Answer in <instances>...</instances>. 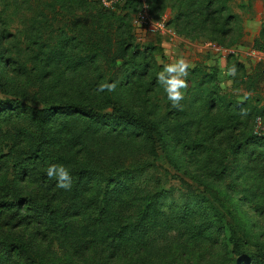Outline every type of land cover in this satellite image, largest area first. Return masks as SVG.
Masks as SVG:
<instances>
[{
	"label": "rangeland",
	"instance_id": "rangeland-1",
	"mask_svg": "<svg viewBox=\"0 0 264 264\" xmlns=\"http://www.w3.org/2000/svg\"><path fill=\"white\" fill-rule=\"evenodd\" d=\"M227 3L228 11L237 19L229 34L203 31L185 35L174 26L175 0L150 1L152 14L167 23V30L155 34L132 26L136 10L123 8L119 16L108 15L104 19L82 0H0V100L16 99L37 108L62 107L74 100L92 102L101 107L102 113L122 106L136 116H144L163 132L169 128V136L162 140L154 134L149 145L139 137L125 141L117 136L92 138L88 124L81 118L66 121L60 117L51 124L47 135L54 152L77 151L76 144H64L70 140L100 144L107 153L126 152L132 159L156 157L148 168L159 179L149 187L153 192L163 189L162 193L151 195L158 199L159 206L169 212L167 205L173 201L182 203L181 192L185 184L191 185L213 205L222 224L210 236H198L194 241L182 238L175 229L157 233L156 240L150 243L157 241V248L134 241L118 242L114 231L125 222L116 214L95 219V186L80 193L76 201L68 197L72 192L56 186L55 178L43 186L25 175L13 178L11 169L4 168L14 155L9 150L26 146L23 124L11 118L0 123L1 237L25 245L46 264H264L263 164L254 160L241 166L245 161H234L226 152L228 162L222 179L210 182L224 195L219 192L220 199L214 198L203 184V174L214 164L205 163V155L197 156L196 160L188 158L182 148L173 144L170 129L183 123L184 129L189 125L185 134L194 137L199 131L201 135L206 131H201V127L216 121L210 117L215 111H208L202 99L199 84L203 72L215 76L220 93L230 94L238 101L252 97L255 106L264 105V51L252 46L264 28V0H228ZM124 13L126 16L120 18ZM180 57L190 67L185 78L187 87L181 89L184 98L180 107L174 108L157 77L164 65ZM144 65L147 70L142 75L136 72L132 78V73ZM233 67L234 75L230 74ZM250 74L258 75L252 91L245 82ZM126 75H131L130 85ZM101 83H115L116 88L112 92H100ZM234 132L244 137L264 136V116L243 118ZM165 141L170 144L164 145ZM205 142L211 143L217 154L226 151L224 136L207 138ZM76 158V163L82 162ZM219 162L223 163V159ZM236 167L242 168L241 174H237ZM226 171H230L231 178L226 176ZM226 184L234 190L226 189ZM243 193H251L250 198H244ZM13 194L34 196L38 200H43L41 196L46 194L54 205L60 202L62 206H71L64 216V226L11 221L2 212V203ZM126 198L130 199L129 205H134L135 197ZM194 200L191 196L190 201ZM236 245L244 249L239 255L235 253ZM245 250L262 261L253 263L254 258L244 259L251 255Z\"/></svg>",
	"mask_w": 264,
	"mask_h": 264
},
{
	"label": "trees",
	"instance_id": "trees-1",
	"mask_svg": "<svg viewBox=\"0 0 264 264\" xmlns=\"http://www.w3.org/2000/svg\"><path fill=\"white\" fill-rule=\"evenodd\" d=\"M82 1L102 14L104 19L108 18V15L119 16L121 14L119 10L123 8L128 9V11H137V2L134 0L127 1L117 11H105L96 3ZM148 1L150 4L151 0ZM227 2L228 0H175V8L177 9L173 17L174 26L185 35L201 34L203 31L227 35L231 28L236 26L237 21L235 16L228 11ZM126 14L124 13L120 18L123 19ZM252 46L264 51V28L260 31V36L253 40ZM146 66L144 65L142 69L134 71L132 78L136 76V72L138 75H142L147 70ZM235 66L242 70L240 64L235 63ZM130 78L131 75L125 76L129 85L132 82V78L131 80ZM245 82H247L248 90H255L258 75H247ZM199 85L203 102L208 107V111H215L210 117L216 121L210 126L206 124L201 127V131H206L202 135L199 131L194 137L185 134L189 125L185 128L186 130L183 128V123L178 126L174 124L170 129L174 137L173 144L182 148L188 158L196 160L197 156L205 155V163L214 164V167H208L207 172L203 174L205 177L203 184L211 196L220 199L219 192L223 195L224 193L210 182L219 180V178L222 179L223 170L225 171L228 162L227 155L235 159L234 161H245L241 166H245L250 161L258 160L263 164L261 170L264 171V136L250 135L244 137L240 133L235 134L234 132L236 125L240 124L243 118L249 116L263 117L264 105L255 106L252 97L238 101L230 94L220 93L215 85V76L211 73L203 72ZM255 101H259V99L256 98ZM60 117L66 121L81 118L83 122L88 124L87 127L93 135L92 138L107 139L117 136L125 141L139 137L143 141L149 142L150 145L154 134H158L162 140L164 136L170 135L169 128L163 132L155 125L153 127L148 123L144 116H136L134 112L122 106L110 113H102L101 107L92 102L74 100L62 107L37 108L16 99L0 100V123L15 118L23 124L25 130L23 134L25 135L26 146L20 149H10L9 151L14 152V155L10 161L7 160V165L4 167L11 169L15 175L13 178L25 175L39 181L44 186L46 182H53L51 181L53 178L47 176V169L50 165L65 166L71 176L69 191L72 192V197L68 196L70 199L79 200L80 193L95 186L97 192V197L93 198L96 202V204L93 202L94 212L97 213L95 219L107 214H116L120 220L125 222L120 223L118 230L114 231L116 234L114 238L119 237L116 239L118 242L134 241L140 244H150L156 240L157 233L173 229L182 238L194 241V239L199 238L198 236H210L222 228L220 219L217 217L218 213H216L213 205H209L203 197L204 195L200 191H196L191 185L185 184L181 192L184 197L182 203L173 201L167 205L169 212L159 206L158 199L151 197V195L162 193L163 189L153 192L149 187L150 184L159 179L148 168L153 165L156 157L149 160L132 159L126 152L107 153L104 146L100 144L90 143L87 145L80 141L72 142L70 140L64 144L66 146L69 144H71L70 146L74 144L79 146L77 151L72 152L73 154L52 151L47 134L51 124ZM217 135L225 138L226 151L223 155L217 154L211 143L208 145L205 142L207 138H213ZM163 144L169 145L170 142L165 141ZM134 151L136 150L134 149ZM226 152L227 155H225ZM19 153L21 154L18 155ZM75 155L82 159V162L76 163ZM1 157H3L2 154H0V160ZM221 159H223V163L219 162ZM1 165L2 163H0ZM256 167L259 166H254V168ZM251 168L253 167H247V169ZM235 169L237 174L242 173V168L236 167ZM148 171H150L149 175L147 174ZM225 174L227 177L231 175L230 171H226ZM3 186L9 188L8 184ZM224 187L228 190H234L231 189L230 184H226ZM243 194H245L243 195L244 198H250L251 193ZM126 196L135 197L134 205H129L130 199H125ZM191 196L195 197L193 202L190 201ZM41 198L43 200H38L34 196L19 197L13 194L8 201L2 203V212L7 214L11 221L21 224L47 222L53 226L63 227L64 216L71 209V206H62L60 202L58 205H54L46 194ZM80 202L83 200L81 199ZM20 204H22V211L25 212L23 215L19 212ZM124 209L126 211L123 213ZM3 238L0 236V264H46L32 255L25 245L17 243L15 240H8L11 238ZM150 245L157 248L158 243L156 241ZM235 247L237 248L235 250L237 255L244 251V249H240V245ZM245 252L251 255L244 257V259L250 258L252 260L254 258L253 263L262 261L253 253L247 250ZM236 262L238 261L236 260Z\"/></svg>",
	"mask_w": 264,
	"mask_h": 264
},
{
	"label": "clouds",
	"instance_id": "clouds-1",
	"mask_svg": "<svg viewBox=\"0 0 264 264\" xmlns=\"http://www.w3.org/2000/svg\"><path fill=\"white\" fill-rule=\"evenodd\" d=\"M190 65L183 57L177 59L174 63L164 65L163 71L158 73L157 81L164 86V91L167 94V99L171 102L172 107L179 108L180 101L184 98L181 89L187 87L186 77ZM235 67L230 70V74H235ZM115 83H101L98 91L108 92L114 91ZM49 178H56L57 187L60 189L69 190L71 188V176L68 169L63 165H50L47 169Z\"/></svg>",
	"mask_w": 264,
	"mask_h": 264
},
{
	"label": "built area",
	"instance_id": "built-area-1",
	"mask_svg": "<svg viewBox=\"0 0 264 264\" xmlns=\"http://www.w3.org/2000/svg\"><path fill=\"white\" fill-rule=\"evenodd\" d=\"M96 3L102 10L117 11L129 0H87ZM137 2V11L132 19V26L143 29L148 33H162L167 30L165 21L157 20L150 10L148 0H134Z\"/></svg>",
	"mask_w": 264,
	"mask_h": 264
}]
</instances>
